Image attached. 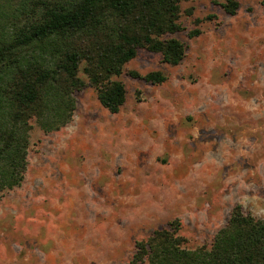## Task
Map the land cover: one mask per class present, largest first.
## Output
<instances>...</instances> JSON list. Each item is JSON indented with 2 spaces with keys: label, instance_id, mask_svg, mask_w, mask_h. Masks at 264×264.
<instances>
[{
  "label": "rangeland",
  "instance_id": "obj_1",
  "mask_svg": "<svg viewBox=\"0 0 264 264\" xmlns=\"http://www.w3.org/2000/svg\"><path fill=\"white\" fill-rule=\"evenodd\" d=\"M222 2L180 4L170 37L183 60L139 49L116 78L117 113L85 87L64 128L33 124L24 180L0 198V264H130L135 242L170 221L191 249L236 204L264 219V5L238 0L228 16ZM152 71L166 81L129 74Z\"/></svg>",
  "mask_w": 264,
  "mask_h": 264
},
{
  "label": "trees",
  "instance_id": "obj_2",
  "mask_svg": "<svg viewBox=\"0 0 264 264\" xmlns=\"http://www.w3.org/2000/svg\"><path fill=\"white\" fill-rule=\"evenodd\" d=\"M188 1L0 0V198L24 180L33 124L45 134L64 128L85 87L117 113L126 91L116 78L139 49L181 63L185 46L170 36L182 30L180 4ZM221 8L234 16L239 2L223 0ZM129 74L151 85L166 81L158 71ZM179 232L173 220L136 241L130 264H264V219L239 204L208 244L187 248Z\"/></svg>",
  "mask_w": 264,
  "mask_h": 264
}]
</instances>
